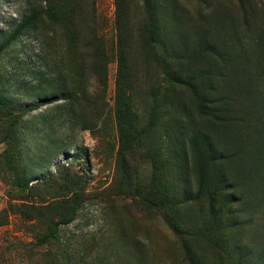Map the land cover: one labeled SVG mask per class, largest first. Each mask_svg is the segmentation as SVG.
Returning a JSON list of instances; mask_svg holds the SVG:
<instances>
[{
    "label": "rangeland",
    "instance_id": "rangeland-1",
    "mask_svg": "<svg viewBox=\"0 0 264 264\" xmlns=\"http://www.w3.org/2000/svg\"><path fill=\"white\" fill-rule=\"evenodd\" d=\"M156 1L192 92L165 93L137 73L140 136L120 155L114 0H91L107 62L89 113L66 99L80 84L66 44L79 23L35 18L41 0H0V96L12 118L0 110V264H264V0ZM161 182L185 203L175 221L189 255L154 198ZM47 228L57 241L40 244Z\"/></svg>",
    "mask_w": 264,
    "mask_h": 264
},
{
    "label": "trees",
    "instance_id": "trees-1",
    "mask_svg": "<svg viewBox=\"0 0 264 264\" xmlns=\"http://www.w3.org/2000/svg\"><path fill=\"white\" fill-rule=\"evenodd\" d=\"M131 1L114 0L117 39L114 121L121 148L119 150L120 155L125 153L124 149L127 146L132 147L135 145L140 136L137 133V123L132 111L133 106H131V96L134 92L133 81L137 77V73L146 75L150 71L154 76L159 77L166 84L163 87L165 93L174 94L185 90L184 88H187L188 92H192L189 82L183 77V71L176 69L172 63L177 60V57L164 34V28L161 24L163 12L160 4L156 0H140L139 4L136 5V8L141 11L140 15L130 17ZM91 6V0H41L39 8L34 12L35 18H46L50 23L58 26H63L62 22L67 21V19L79 23V32L76 31L71 33L70 36L68 35L66 44L73 48V60L76 61L78 66L77 70H73V75H71L72 72L70 73V77L76 78L75 80L80 84L77 91H67L66 99L80 101L79 104H83L86 113L94 109L98 101L102 103L106 84L107 55L103 48L102 39L96 36V29L93 26L94 19H90L92 17V14H90ZM27 18L22 20L16 27V34L27 27L30 21H27ZM87 22L90 25H86ZM90 80L97 84L98 90L89 91L88 83ZM0 110L4 112L3 117L9 123L12 119L10 110L7 102L1 96ZM93 117L99 119L98 115H93ZM22 178L25 180L24 174H22ZM16 185L19 188L23 187L20 180H17ZM156 187L158 188V194L155 193L154 198L159 200L158 208L165 210L168 217L173 219V226L176 227L174 233L179 238L180 243L183 244L184 253L189 255L188 236L182 229L184 227L183 223L175 221V215L185 203L170 190L167 183L161 182L160 187L158 185ZM199 187H201V184H199ZM72 202V199H65L64 202L56 203L55 207L58 210L59 217L62 216L64 211L71 210ZM212 219L216 220V216ZM4 224L5 222L0 218V226ZM48 224H50V221ZM56 233L57 228L52 230L47 228V232L40 237V244L57 241Z\"/></svg>",
    "mask_w": 264,
    "mask_h": 264
}]
</instances>
